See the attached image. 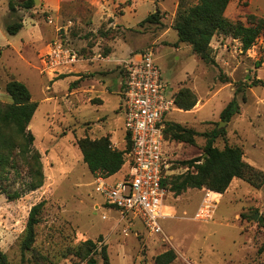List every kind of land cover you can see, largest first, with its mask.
<instances>
[{
	"label": "rangeland",
	"instance_id": "1",
	"mask_svg": "<svg viewBox=\"0 0 264 264\" xmlns=\"http://www.w3.org/2000/svg\"><path fill=\"white\" fill-rule=\"evenodd\" d=\"M42 1L36 0L37 5ZM114 1L117 4H111V8L115 15L125 13L122 18L128 25L108 27L114 18H100L98 33L105 38L100 43L102 49L107 45L105 40H114L116 55L124 60L130 59V52L135 55L151 49L171 94L178 98L185 92L180 97L185 101L196 98L192 109L177 107L167 114L168 122L180 123L198 132L195 144L176 141L167 135L166 149L171 157L167 178L171 180L172 176L186 172L188 167L183 161L203 154L206 133L222 124L221 111L234 97L239 101L240 110L220 127L226 132L215 144L220 148L225 143L239 145L243 151L244 147L248 150L253 143L257 144L260 148L256 150L257 163L264 167V158L259 154H264V33L248 50L233 36L216 34L211 45L217 63L210 64L194 53L190 44L178 42L174 29L179 4L189 7L199 0H137L127 12L132 0ZM9 2L0 0V44H11L0 49V101L12 102L6 84L13 78L29 87L32 100L38 103L30 125L35 135L33 148L41 154L45 181L42 187L30 190V172L22 158H18L21 165L11 168L7 174L5 184L11 192L18 190L21 194L11 200L0 192V247L7 255L8 264H86L88 250L84 242L97 241L100 237L103 240L98 242L99 250L107 245L108 264H156L155 257L168 249L176 252L170 264H264V215L257 220L252 217L261 211L252 199L254 194L248 193L257 189L248 183L241 188L227 189L223 196L213 190L219 203L213 218L207 222L195 219L207 187L189 188L181 194L171 191L166 198V211L173 216L162 221L160 234L148 233L138 218L123 216L105 204L104 196L95 189L94 174L83 159L78 139L101 137L108 129H115V141L120 142L122 149L127 148L126 114L119 94H114L113 102L100 108L101 111H95L92 107H99L91 103L71 107L63 97L56 101L55 110L49 102L43 103L42 84L48 73H41L40 54L52 41L43 39L49 14L43 13L39 6L31 9L18 6L12 12ZM157 10L160 23L143 22ZM225 15L233 23L249 24L264 18V0H231ZM20 18L24 19V27L15 35L9 34L6 25ZM92 19L86 15L82 18L83 25L88 26ZM73 20L78 22L76 17ZM87 26L83 27L86 32L79 40L71 35L73 24L56 30L57 36L61 35L80 59L86 49L84 44L98 41V33L89 31ZM81 65L95 69L88 62ZM105 66L112 69L116 63ZM117 75L120 73L105 77L106 84L112 87ZM69 81L61 83L68 86ZM117 102L119 106L115 108ZM99 115L104 123L97 125ZM126 171L124 165L107 181L112 183L123 178ZM41 201L44 205L35 228V241L30 249L23 250L29 212ZM96 256L99 264H104L101 255Z\"/></svg>",
	"mask_w": 264,
	"mask_h": 264
},
{
	"label": "trees",
	"instance_id": "2",
	"mask_svg": "<svg viewBox=\"0 0 264 264\" xmlns=\"http://www.w3.org/2000/svg\"><path fill=\"white\" fill-rule=\"evenodd\" d=\"M231 0H199L189 7L179 4V9L174 23V29L178 33V42H187L194 53L210 64H216L214 50L211 45L216 34L223 33L238 39L244 50L250 49L257 39L264 33V18L260 17L249 24L243 22H231L225 15V11ZM19 7L31 9L35 6V0H10L9 8L16 12ZM24 19L8 23L6 30L15 35L24 27ZM159 10L150 13L143 22L160 23ZM125 73V72H124ZM258 82H263L258 80ZM6 91L11 95L12 102L4 104L0 101V192L9 199L14 200L21 196L18 190L11 192L5 179L11 168H17L21 164L18 158L23 159L30 172V190H36L43 186L45 174L41 154L33 148L35 135L30 129L32 118L38 108V103L32 100L29 87L18 79H11L6 84ZM185 92H181V96ZM188 93V92H186ZM176 97V106L186 110L192 109L196 104V98L185 101ZM240 110V104L234 97L221 111L222 121L229 122ZM165 137L170 134L176 141L195 144L197 130L185 127L180 123L165 121ZM226 129L214 128L207 132V140L203 154L184 160L188 170L182 174L167 177L163 180L171 191L181 194L189 188L207 187L218 193H224L232 180L237 177L245 180L254 188L264 185V170L259 169L244 160L243 148L239 145L225 143L220 148L215 143L217 138L224 135ZM127 148L120 149L113 146L109 135L99 138L84 136L78 139V145L83 154V159L93 174L102 173L109 177L119 172L125 162V154L132 148L130 136L126 135ZM44 201L32 206L26 227L23 250L30 249L35 241L36 225L40 222L39 214ZM97 241L88 239L84 242L87 251L86 264H99L97 254H100L104 264L109 263L107 245L99 250ZM176 258V252L168 249L155 257L156 264H170ZM0 264H8L6 253L0 247Z\"/></svg>",
	"mask_w": 264,
	"mask_h": 264
},
{
	"label": "built area",
	"instance_id": "3",
	"mask_svg": "<svg viewBox=\"0 0 264 264\" xmlns=\"http://www.w3.org/2000/svg\"><path fill=\"white\" fill-rule=\"evenodd\" d=\"M79 60L78 52L58 35L40 54V70L42 74L51 71L55 75L69 70ZM124 72L125 129L132 141L131 150L125 154L127 171L123 178L112 183L98 172L93 183L104 196L105 204L123 216L138 218L148 233L160 234L162 221L173 216L166 211V198L171 190L163 180L171 171L164 129L167 114L177 108L175 94H171L151 49L127 62ZM204 190L195 219L207 222L213 218L219 199L213 196V190Z\"/></svg>",
	"mask_w": 264,
	"mask_h": 264
},
{
	"label": "crops",
	"instance_id": "4",
	"mask_svg": "<svg viewBox=\"0 0 264 264\" xmlns=\"http://www.w3.org/2000/svg\"><path fill=\"white\" fill-rule=\"evenodd\" d=\"M136 2L137 0H132V3L127 6L126 12L131 10V7L135 6ZM111 4L114 6L117 3L114 0H43L40 5H37L35 0V6H39L43 13L49 14L48 17L50 22H46L44 28V41L45 39L53 40L57 36L56 30L59 27L63 26L67 28L72 24L74 25V28L70 29V31L73 32H71V35L79 40L78 38L86 32L83 27L86 28L87 25H83L82 22V18L86 15L93 18L87 26V29L89 31H93L94 33H98V28L102 23L100 18H114L112 22L110 21L108 27L111 25L115 26L117 24L126 23L122 18L125 13L120 16H116L114 12L115 10L111 8ZM105 7L110 9L106 10ZM73 17H76L78 22L73 20ZM64 19L66 21H64ZM77 29L79 32L78 35ZM103 39H105L104 36L98 33V37L96 38L98 41L94 43L87 41V43L84 44L86 49L83 50V58L77 61L74 67H71L69 70L56 73L55 75L51 71L44 75L45 80H43L42 84L43 98L41 100L43 103L49 102L51 105H54L52 110H55L57 109L56 101L60 97H63L69 101L71 107H76L80 103H91L92 105L97 104L99 107L96 108L93 106L92 108L95 109V111H101L100 108L107 106L109 102H113L114 94H119V102L123 103L122 89L124 81H122V77H124L125 65L138 53L132 55V52H130V59L124 60L116 55L117 42L111 39L105 40L107 41V45L104 49H102L100 43L104 41ZM80 41H84V38H81ZM6 46H11V44H0V49H4ZM83 62H88V64L94 65V71H92L88 66L81 65ZM108 63H116V67L112 69L106 68L105 65ZM117 73H120V76L117 75L118 78L113 84V86L115 85L114 88L113 86H108L104 78L109 75L114 76ZM67 79L70 80L69 85H62L61 82ZM119 102H117V106L115 108H118ZM95 123L97 125L104 123L103 117L99 115ZM116 131L117 130L115 129H108L105 135L110 136L114 147L122 149V147L119 146L120 142L115 141ZM125 138L126 136L124 139ZM249 147L250 148L248 150L244 147V160L257 168L264 170V167L258 165L257 163L258 159L256 155H258V152H256V150L260 148H258V145L254 143ZM259 154L264 158L263 152H259ZM244 183L248 182L235 177L229 185L228 191L233 188H241ZM226 193L227 191L221 194L223 196ZM248 193L254 194V198L252 199L254 200V203L260 207V215H264V185L257 189L256 192L248 190Z\"/></svg>",
	"mask_w": 264,
	"mask_h": 264
},
{
	"label": "water",
	"instance_id": "5",
	"mask_svg": "<svg viewBox=\"0 0 264 264\" xmlns=\"http://www.w3.org/2000/svg\"><path fill=\"white\" fill-rule=\"evenodd\" d=\"M221 123H222V124H220V125L218 126V129H220L221 126L227 124V122H225V121H222ZM259 216H260V212H257V213H255L252 217H253L255 220H257Z\"/></svg>",
	"mask_w": 264,
	"mask_h": 264
},
{
	"label": "bare ground",
	"instance_id": "6",
	"mask_svg": "<svg viewBox=\"0 0 264 264\" xmlns=\"http://www.w3.org/2000/svg\"><path fill=\"white\" fill-rule=\"evenodd\" d=\"M213 196H214V197H217V195H216L215 193H213Z\"/></svg>",
	"mask_w": 264,
	"mask_h": 264
}]
</instances>
